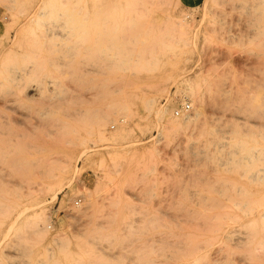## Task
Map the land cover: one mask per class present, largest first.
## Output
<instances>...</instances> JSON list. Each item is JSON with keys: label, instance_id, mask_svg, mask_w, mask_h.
<instances>
[{"label": "rangeland", "instance_id": "obj_1", "mask_svg": "<svg viewBox=\"0 0 264 264\" xmlns=\"http://www.w3.org/2000/svg\"><path fill=\"white\" fill-rule=\"evenodd\" d=\"M252 142L264 0H0V264H253L243 233L188 240L264 191Z\"/></svg>", "mask_w": 264, "mask_h": 264}, {"label": "bare ground", "instance_id": "obj_2", "mask_svg": "<svg viewBox=\"0 0 264 264\" xmlns=\"http://www.w3.org/2000/svg\"><path fill=\"white\" fill-rule=\"evenodd\" d=\"M186 71V70H185ZM190 71V70H189ZM187 71V72H189ZM185 74V72H184ZM183 75V74H181ZM184 79V78H183ZM193 78H188L183 80V83L185 84V86L189 87V91L191 93L194 92V88L192 86L193 82ZM187 89V90H188ZM152 102V101H151ZM185 104V103H184ZM184 104L180 105V108H176L175 109V114H178L180 110H186L183 108ZM188 104V103H187ZM256 106V105H255ZM150 108V107H149ZM157 113H159L161 116H163L168 122L172 123L174 122V117L170 114L169 110L166 107L161 108L157 107L156 109ZM155 111V112H156ZM256 113V112H255ZM157 116V114H156ZM188 118V115H185L183 117H181V119H186ZM169 126H171L169 124ZM98 129V128H97ZM104 133V132H103ZM110 138H116L118 135L114 134L112 136V134H110ZM106 139H108L107 137H105ZM234 138V137H233ZM214 142V141H213ZM241 146L239 147V149H243V156L240 157V159L242 158V160H240L237 163H240L242 161V164H247V162H251V161H255L253 160V156L252 154H256V152H258L257 155H259L258 157L263 158L264 157V147L260 146L257 147L256 144H254L252 142V144H240ZM87 148V147H86ZM85 148V149H86ZM84 149V150H85ZM88 150V149H87ZM255 150H257L256 152H254ZM83 151V150H82ZM234 152V151H233ZM84 153V152H83ZM256 157V158H258ZM264 160V159H263ZM69 162V158L65 159V162L63 165H61V168L59 169L58 172V178H57V184H61V181H63L64 179H67L68 176V168H67V163ZM252 163V162H251ZM245 167V169L243 171L246 170V172L248 171V167ZM256 165V164H255ZM237 166H239V164H237ZM245 166V165H244ZM244 166H242L244 168ZM252 167V166H251ZM248 168V169H247ZM259 168V167H258ZM254 170V169H253ZM258 170H263L261 171L264 172L263 167H261V169L259 168ZM252 173V172H251ZM250 174V173H249ZM264 173L262 176H258V179H263L264 177ZM250 177H254L253 174H251ZM252 180V179H251ZM59 182V183H58ZM53 184V183H52ZM55 185V184H54ZM62 186V185H61ZM49 187H52L49 185ZM48 187V188H49ZM54 187V186H53ZM52 187V188H53ZM60 187V185H59ZM47 188V189H48ZM51 188V189H52ZM62 187L58 188V191L61 189ZM50 188L47 190V192L49 190H51ZM54 189V188H53ZM243 189V188H242ZM55 192L52 196L53 199H55L58 195L59 192ZM242 192V191H241ZM227 195V194H226ZM36 199V198H35ZM241 201H235V205L240 206L239 208H237L236 211L234 210H227V211H222V212H216V215L213 217L215 219L214 224L212 225L211 229L209 230V233L203 237H197L194 235H191V237L188 238L189 240V253H192L196 250L197 245L199 244L200 241H208L210 239H217L220 238L222 240H225L223 242H226V239L228 240L231 236V233H243L246 237L243 236V238L247 239L248 245H247V250L246 252L242 255V256H247L251 262L253 264H264V257L263 258H259L257 256H264V191L262 192H254V193H248L245 192L243 199H240ZM45 203V202H44ZM38 204V205H37ZM41 204V203H40ZM38 200L34 205H30V208H38L37 206H40ZM29 208V206H27ZM229 209V208H228ZM26 210V209H25ZM28 210V209H27ZM20 213L17 214L16 218H18L20 216V214L23 211H19ZM205 214V212H204ZM207 214V213H206ZM208 216V215H207ZM29 219H31L32 222H34L35 224H37L38 222H43L45 220V217L43 218L41 211H34V209H32V212L29 214ZM2 221V220H1ZM203 222V221H202ZM44 223V222H43ZM206 224V222H205ZM236 225L238 228H234L233 226ZM44 228V227H43ZM185 228V227H184ZM204 228V227H203ZM209 228V227H208ZM231 228V229H230ZM243 228L245 230H243ZM186 229V228H185ZM206 230V228H204ZM190 230V229H189ZM191 231V230H190ZM203 232V231H202ZM173 234V233H172ZM185 234V233H184ZM183 234V235H184ZM205 234V233H204ZM203 234V235H204ZM43 236V235H42ZM187 236V235H186ZM200 236V235H199ZM202 236V234H201ZM185 237V236H184ZM107 239V238H105ZM231 239V238H230ZM180 241V240H179ZM209 241V242H210ZM244 241V240H243ZM220 242V241H219ZM218 242V243H219ZM238 242V241H237ZM213 243V242H212ZM236 243V242H235ZM210 246V243H207ZM232 244V243H231ZM225 245V244H224ZM199 247V245H198ZM206 250V249H205ZM199 252V251H198ZM206 252V251H205ZM82 254L85 253V250H83L81 252ZM175 253V252H174ZM177 253V252H176ZM187 253V252H186ZM183 254V253H182ZM231 254V253H230ZM181 255V254H180ZM183 256V255H182ZM194 256L193 261H199V259L204 256L203 253H196ZM256 256V257H255ZM193 258V257H192ZM179 259V258H178ZM192 260V259H191ZM100 261V260H99ZM180 261V260H179ZM182 261V260H181ZM186 261V260H185ZM153 263V262H152ZM187 263V261H186ZM181 264V263H180ZM251 264V263H250Z\"/></svg>", "mask_w": 264, "mask_h": 264}, {"label": "crops", "instance_id": "obj_3", "mask_svg": "<svg viewBox=\"0 0 264 264\" xmlns=\"http://www.w3.org/2000/svg\"><path fill=\"white\" fill-rule=\"evenodd\" d=\"M181 4L187 7H194L197 6L200 0H180Z\"/></svg>", "mask_w": 264, "mask_h": 264}, {"label": "built area", "instance_id": "obj_4", "mask_svg": "<svg viewBox=\"0 0 264 264\" xmlns=\"http://www.w3.org/2000/svg\"><path fill=\"white\" fill-rule=\"evenodd\" d=\"M189 107H190V105L187 104V103H185L184 106H183V108L186 109V110L189 109Z\"/></svg>", "mask_w": 264, "mask_h": 264}]
</instances>
